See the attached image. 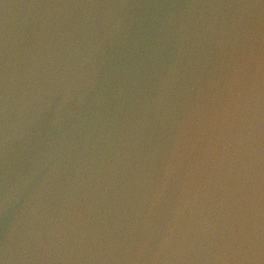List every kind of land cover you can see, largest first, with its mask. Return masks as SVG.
I'll return each instance as SVG.
<instances>
[{"label":"water","instance_id":"95a60500","mask_svg":"<svg viewBox=\"0 0 264 264\" xmlns=\"http://www.w3.org/2000/svg\"><path fill=\"white\" fill-rule=\"evenodd\" d=\"M0 264H264V0H0Z\"/></svg>","mask_w":264,"mask_h":264}]
</instances>
